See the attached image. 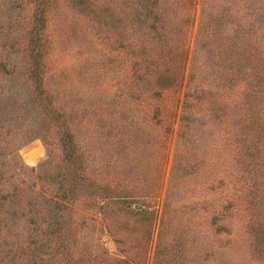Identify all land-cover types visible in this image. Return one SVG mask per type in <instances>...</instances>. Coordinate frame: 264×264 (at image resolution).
Segmentation results:
<instances>
[{"label":"rangeland","instance_id":"374dc122","mask_svg":"<svg viewBox=\"0 0 264 264\" xmlns=\"http://www.w3.org/2000/svg\"><path fill=\"white\" fill-rule=\"evenodd\" d=\"M40 1L0 0V119L13 135L24 127L0 148L12 153L9 164L27 171L19 186L28 195L18 210L29 220L32 203L49 197L40 177L75 167L58 135L46 143L36 133L44 120L33 115L27 70L37 39L50 45L47 64L39 65L43 84L58 106L76 114L71 133L110 188L101 196L77 191L73 203L60 199L72 210L74 264H154L169 196L179 239L198 238L188 254L194 264H264V0H158L159 7L138 0H46L51 7L38 30ZM151 23L157 37L141 29ZM133 33L137 40L129 43ZM244 65L257 71L258 82L238 79ZM251 125L256 139L243 146ZM127 197L136 204L119 201ZM12 205L5 204L0 221L18 220L25 234L30 227L16 218L20 212L8 218ZM14 242L0 236L1 264ZM29 252V264L53 260L54 254L42 251L39 259L42 253Z\"/></svg>","mask_w":264,"mask_h":264},{"label":"trees","instance_id":"16d2710c","mask_svg":"<svg viewBox=\"0 0 264 264\" xmlns=\"http://www.w3.org/2000/svg\"><path fill=\"white\" fill-rule=\"evenodd\" d=\"M138 1L142 3L144 2V5L147 6L159 7L158 0ZM82 2L88 3L89 1L83 0ZM39 3L42 8H38V15L36 17V21L34 22V27H36L38 30L45 27V13L47 9L51 7V5H48V1L46 0H41ZM113 27L118 29V34L123 35L125 38H128L124 27L118 24H113ZM144 28H141L144 34L150 37L158 36V30L155 24H147V26ZM36 38L39 37L36 36ZM134 40H137L135 33H133L132 38H129L128 41L129 43H132ZM37 41L39 40L36 39L34 43L30 45L31 51L29 53V67L27 70V78L31 83V87L32 85H34L33 95L35 96V99L32 97L33 105L31 107L32 111L35 112L33 113V115H35V117L39 116L44 120L43 128H37V131H35L38 136L46 143H49V141L51 143L52 137H56L54 134L58 135V137L56 138L63 145L62 149L65 157L68 158L71 163L74 162L75 167L72 168L71 172L69 171L68 174H65L64 176H60V174H57L58 177H56L53 173H47L45 176L43 175L42 177H40L42 184L40 188H43V191L45 189L47 193H49V197H46L45 199H43V201H41L40 204H37L38 207L36 203H32V205L35 206L30 208L29 210L34 214L28 220L29 216L26 215L27 213H24V211L22 210H18L21 208L19 206V204H21V200L27 198L25 196L28 195V192L25 190V188L23 189L19 186L20 183L24 184L26 182V178L28 176L27 171H24L23 167L19 168V166H17L14 162L9 164L8 160H13V158L11 157L12 153L8 155L6 151L0 150V201H4L0 204V213H2L1 211L5 208V204L11 202L15 210L11 211L8 218L10 217L11 219H13V217L16 216L15 212H20L19 214L21 215H17L16 218H18L19 220H24L23 226L27 225V227H30V230L27 231L28 234H24L23 232L21 233L18 230V220H13L10 225H8V222L6 221H4L3 224L0 221V236L4 238L10 235V237L15 241L12 245H10L12 247L5 251L7 255L5 264H29L28 260H31L30 258L33 256V254L29 252V249H33V252L37 250L38 252L42 253L43 251V253H45L47 256H50V254H54L51 255V258L53 259L52 262L48 263L47 260L42 259L43 261H45V264H74L72 257L68 255V252L70 251L68 239L72 238L73 233V227L71 226L70 221V219L72 218V210L70 209L71 213L67 212V210L69 209L67 207V203L65 201L64 203H62V200L60 199L64 198L68 202L73 203V197L74 195L76 196L75 193L77 191L89 189L92 193L96 192V194H100L101 196V193L104 192V190H110V188L108 189V185L104 187V183L100 182V178L103 176L101 174L99 175V177L96 176L97 169H92L89 167V165L87 164L89 153H87V151L85 150V146H80L81 143L77 141L75 139V136L71 133L72 120L75 118L76 114L72 111L68 114L64 108L58 106L57 103L54 102L53 96L49 94L48 88H46V86L43 84L42 75L45 71H43L44 67L39 70V65L41 64L44 66V64H47V58L49 59L50 57V45L42 46V44L37 43ZM250 66L255 68L253 65ZM238 69L237 73L239 75V80H245L247 76H249L250 79V77L252 76V80H256L258 82V78H261L260 76L257 77V75L255 78H253V75L256 74L257 71H248L245 65L241 68L238 67ZM219 76L220 75L215 77L217 79H220ZM27 108L30 109V107L28 106ZM3 116H5V113L2 114V117ZM6 122V120L0 119V148L3 145L9 144L10 139L8 138H10V134H12L11 138H14L18 136L19 133H23L24 131V127H22L20 124L19 126L15 127L16 135H13L12 126ZM252 126L253 125H251V127H247L248 131H243L244 136H242L241 138V143L243 146L249 145L256 139L255 132H253L256 130ZM25 132L30 135L29 139L34 138L32 136L34 132L33 130H29L26 127ZM261 134V132L258 133V137H260ZM6 140L7 143L4 144V141L6 142ZM10 144H14L12 143V139ZM87 166L89 167L91 173L88 172ZM18 172H21V174L18 175ZM105 174L106 181H110L111 179L107 180L110 173ZM5 175L12 177L13 180L8 183L10 179H5ZM15 183L17 184L15 185ZM7 187H9V189ZM103 188L105 189L103 190ZM19 189H22V191L20 190L18 192ZM31 193H33V190H31ZM132 200L133 197H131L130 199L128 197L119 199V201H121L123 205L127 207L136 204L132 203ZM107 201L109 202V199H107ZM172 204L173 202L171 196H169L168 200L164 201L162 207V215L159 222L154 264H194L195 259L188 258V254L191 252V250L194 249L193 247H196L195 243H197L198 238H195L196 236L194 233H190V238L187 239L186 237H184L181 240L179 239L182 234L177 227H174L172 219L169 215V208H172ZM141 211L142 210L139 209L135 212L139 213ZM225 212L226 215L229 214L226 210ZM214 219L217 222V219ZM214 219L212 218L213 223H215ZM7 231L8 233H6ZM167 238L168 240L166 243L165 239ZM16 249L21 250L24 256H18L15 251ZM43 253L42 255L35 256L41 259Z\"/></svg>","mask_w":264,"mask_h":264},{"label":"water","instance_id":"95a60500","mask_svg":"<svg viewBox=\"0 0 264 264\" xmlns=\"http://www.w3.org/2000/svg\"><path fill=\"white\" fill-rule=\"evenodd\" d=\"M138 206H139V205H138ZM138 206H137V207H138Z\"/></svg>","mask_w":264,"mask_h":264}]
</instances>
